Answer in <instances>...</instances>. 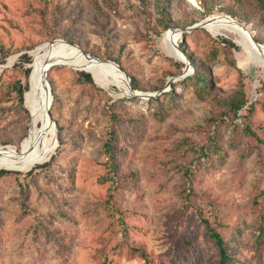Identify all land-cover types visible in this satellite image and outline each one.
Listing matches in <instances>:
<instances>
[{"label":"rangeland","instance_id":"obj_1","mask_svg":"<svg viewBox=\"0 0 264 264\" xmlns=\"http://www.w3.org/2000/svg\"><path fill=\"white\" fill-rule=\"evenodd\" d=\"M212 15L264 45V0H0V147L28 135L14 87L29 88L46 42L114 61L154 95L114 96L86 70L51 69L58 147L0 168V264H219L203 219L231 264H264V67L236 34L188 30ZM170 29L186 30V57L168 53ZM196 65L213 76L204 90Z\"/></svg>","mask_w":264,"mask_h":264},{"label":"bare ground","instance_id":"obj_2","mask_svg":"<svg viewBox=\"0 0 264 264\" xmlns=\"http://www.w3.org/2000/svg\"><path fill=\"white\" fill-rule=\"evenodd\" d=\"M205 27L216 35H221L223 31L236 34L239 37L238 44L244 46L264 67V45L255 43L251 32L238 21L229 16L212 15L205 21ZM181 35V30L170 29L163 37L168 53L177 59L182 55L177 47ZM32 55L37 57V62L32 66L29 88L24 94L25 107L30 116L28 135L20 148L0 147V168L31 167L48 161L55 153L58 147L57 128L49 119V111L54 101L49 79L52 68L65 65L86 70L114 96L133 93L124 74L115 64L89 57L80 48L64 40L46 42L33 50Z\"/></svg>","mask_w":264,"mask_h":264},{"label":"trees","instance_id":"obj_3","mask_svg":"<svg viewBox=\"0 0 264 264\" xmlns=\"http://www.w3.org/2000/svg\"><path fill=\"white\" fill-rule=\"evenodd\" d=\"M169 28H171V26H165V29H169ZM27 61H28V63H30L31 62V59L30 58H27ZM196 69H197V73L194 76V78L197 79L196 87L200 88V90H204V89L207 88L208 81L209 82H212L213 81L212 73H211L210 70L201 72L199 70V67L197 65H196ZM30 73H31V68H28L26 70V75L27 76H30ZM82 76L84 78H86V80H87V82L89 84H92L93 85L94 84V81H95V83L99 85L98 80L96 79V77L93 74L90 75L87 72V73H82ZM132 86H133V88L135 90H138L139 89L138 86L136 85V83H134V82H132ZM14 89H15V91L17 93L19 103H23V101L25 100L24 99V94L28 90V85H25L24 86L21 83H18V84L15 85ZM247 104H248L247 102H244L243 103V106L238 107L237 112L239 110H241ZM108 150H109V147L107 145L106 151L108 152ZM109 153H110V151H109ZM3 173H5V174L12 173L14 175H19V173H17V172H9V171H3ZM203 221L205 222V224L207 226V229H208V231L210 233V236L215 240L217 246L219 247V251H220V261H219V264H231V261H233L234 257L229 253V247L227 246V241H226L224 235L221 233V231H219L217 229V227H215L212 224L211 221H209L208 219H203ZM216 222H217L216 224L218 226L221 225L220 221H216Z\"/></svg>","mask_w":264,"mask_h":264},{"label":"water","instance_id":"obj_4","mask_svg":"<svg viewBox=\"0 0 264 264\" xmlns=\"http://www.w3.org/2000/svg\"><path fill=\"white\" fill-rule=\"evenodd\" d=\"M198 27H205V22H202V23H200V24H198V25H196V26H194V27H191L190 29H188L189 31H192V30H194V29H196V28H198ZM185 29H183V30H181V32H182V35H181V37L183 36V34L185 33ZM253 41L255 42V43H258L257 42V40L253 37ZM259 44V43H258ZM259 45H261V44H259ZM79 47V46H78ZM177 47L179 48V45H177ZM80 48V47H79ZM81 49V48H80ZM82 50V49H81ZM179 50L181 51V54L184 56V57H186L185 56V54H184V52L179 48ZM85 55H87V56H89V57H92L91 55H89V54H86V53H84ZM94 59H96V58H94ZM98 59V58H97ZM99 60V59H98ZM108 62H112L113 64H115L117 67H118V69L124 74V77L126 78V80L128 81V83H129V87H130V90H131V92H133V93H135V96H138V97H143V98H151V97H153L154 95L153 94H149V93H143V92H140V91H138V90H135L134 88H133V86H132V84H131V79H130V77L127 75V73L123 70V68L118 64V63H116V62H114V61H108ZM188 65L190 66L191 64H190V62L188 61ZM192 70V68L191 69H189L188 70V72L189 71H191ZM93 78V77H92ZM94 80V79H93ZM49 119H50V121L52 122V123H54L55 124V126H56V123L54 122V120H53V118H52V115H51V111H49ZM57 142H58V139H57Z\"/></svg>","mask_w":264,"mask_h":264}]
</instances>
